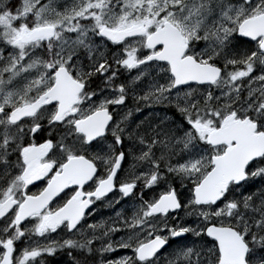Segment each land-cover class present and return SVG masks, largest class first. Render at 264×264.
<instances>
[{"label": "snow or ice", "instance_id": "obj_1", "mask_svg": "<svg viewBox=\"0 0 264 264\" xmlns=\"http://www.w3.org/2000/svg\"><path fill=\"white\" fill-rule=\"evenodd\" d=\"M0 264H264V0H0Z\"/></svg>", "mask_w": 264, "mask_h": 264}, {"label": "rangeland", "instance_id": "obj_2", "mask_svg": "<svg viewBox=\"0 0 264 264\" xmlns=\"http://www.w3.org/2000/svg\"><path fill=\"white\" fill-rule=\"evenodd\" d=\"M171 114V113H170ZM104 216L112 215V212L110 210H107V212H103ZM120 254H127L126 252H121ZM114 258V257H113Z\"/></svg>", "mask_w": 264, "mask_h": 264}, {"label": "flooded vegetation", "instance_id": "obj_3", "mask_svg": "<svg viewBox=\"0 0 264 264\" xmlns=\"http://www.w3.org/2000/svg\"><path fill=\"white\" fill-rule=\"evenodd\" d=\"M33 191H35V189H33ZM103 212H107V210H103ZM90 222H91V220H90ZM60 257H57V259H59Z\"/></svg>", "mask_w": 264, "mask_h": 264}]
</instances>
